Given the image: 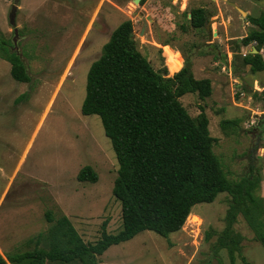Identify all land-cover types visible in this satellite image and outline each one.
Instances as JSON below:
<instances>
[{
    "label": "rangeland",
    "instance_id": "1",
    "mask_svg": "<svg viewBox=\"0 0 264 264\" xmlns=\"http://www.w3.org/2000/svg\"><path fill=\"white\" fill-rule=\"evenodd\" d=\"M16 1L0 0V54L4 43L19 56L30 80L16 82L9 63L0 57V255L32 250V240L51 226L47 211L55 219L66 216L86 244L99 239L104 221L108 234L121 230V205L112 194L117 160L100 119L82 115L81 105L91 64L125 20L132 22L137 49L155 71L165 69V76L171 77L188 60L194 64V78L210 79L208 98L191 93L178 100L192 118L203 109L209 134L216 139L213 152L228 179H243L250 166L254 176L257 171L261 175L254 196L261 205L264 231V178L256 155L262 145L264 72L253 74L241 63L240 57L254 44L242 50L239 41L223 40L218 47L203 48L210 39L204 28L191 26L188 14L205 7L209 24H214L217 7L212 1ZM235 1L251 9L254 17L263 12L264 0ZM224 119L241 123L235 132L225 133L220 129ZM84 166L97 174L95 183L77 180ZM230 204V197L221 193L210 204L194 206L181 229L167 238L142 231L109 247L96 263L230 264L228 250L218 247ZM236 220L232 227L242 239L233 264H243L241 257L250 264H264V248L240 215Z\"/></svg>",
    "mask_w": 264,
    "mask_h": 264
},
{
    "label": "trees",
    "instance_id": "2",
    "mask_svg": "<svg viewBox=\"0 0 264 264\" xmlns=\"http://www.w3.org/2000/svg\"><path fill=\"white\" fill-rule=\"evenodd\" d=\"M247 19L258 29L242 38L241 44L254 43L257 53L241 56V63L251 73L264 72L259 54L264 46V12ZM204 22L203 9L191 10L190 23L194 29L203 28ZM1 50L0 57L9 63L11 77L16 82H29L19 56L8 51L4 43ZM232 68L235 72L233 63ZM165 73V69L155 71L138 51L130 20L113 30L100 57L87 72L81 114L100 119L115 154L118 168L112 194L121 205V230L108 234L104 221L99 239L86 244L66 216L55 219L47 211L44 215L51 226L44 236L32 240V250L0 255V264H68L75 260L80 264H97L96 257L109 247L142 231L167 238L181 229L194 206L210 204L221 193L230 197L231 204L218 247L228 250L230 264L234 262V253L241 249V235L232 227L239 215L264 248V231L259 221L261 205L254 196L261 175L257 171L254 176L250 166V174L243 179H228L213 152L216 139L209 134L203 109L192 118L178 100L191 93L201 100L208 98L212 92L210 80L194 78L188 60L171 77ZM240 123V119H224L220 129L235 132ZM77 180L95 183L97 174L84 166ZM43 241L47 245L41 244ZM241 261L250 264L244 257Z\"/></svg>",
    "mask_w": 264,
    "mask_h": 264
},
{
    "label": "crops",
    "instance_id": "3",
    "mask_svg": "<svg viewBox=\"0 0 264 264\" xmlns=\"http://www.w3.org/2000/svg\"><path fill=\"white\" fill-rule=\"evenodd\" d=\"M192 1L198 2L200 0H187L186 4L187 3L189 4V2H192ZM210 1H212L215 4V6L217 7V12L213 16L214 17V24H209L210 21L208 22L207 11H206L205 7H199L201 9H203V11H204L205 22L203 24V28L205 30L204 31L205 37L207 39L208 38L210 39V40L206 41L204 44L203 48L205 50L210 49V46H207V45H213V46L218 47L217 45L220 44V42L223 40L225 42L237 41V43H238V41H239L241 43V39L244 38L250 31L258 29L256 26H254L248 22L247 17L255 18L254 16L251 15V11H252L251 9H249V8L248 9H242L235 0H210ZM258 1H261V0H258ZM224 4L227 6H225ZM184 9H185V7H184ZM195 9H198V8H195ZM240 9L242 10L244 16H242V14L240 13L241 12ZM191 10H194V9H191ZM191 10H190V12H191ZM261 10L264 12V8H261ZM190 12L188 14L189 22H190ZM234 13H236L237 15H235ZM235 16H237L238 18L240 16L241 17V18H239L240 21L237 20ZM256 17H258V16H256ZM206 22H208V23H206ZM170 25H172V24H170ZM252 44H254V43H252ZM250 45L243 46L241 44V47H242L241 49L246 50ZM166 46L172 48L169 45H166ZM173 50L179 53L178 50H175V49H173ZM237 50H238V48L237 49L235 48V51L233 53L234 55L238 52ZM247 51H248V53L255 54V53H253L254 52V46L249 47L247 49ZM263 52H264V49L261 48V50L259 51V54L261 55V57L264 61V57L262 56ZM193 65L194 64L192 63L191 64V72H192V66ZM223 69L225 71L226 67L223 66ZM193 72H192V74H193ZM260 73H262V72H260ZM234 80H236V79H234ZM236 81H238V80H236ZM231 82H232V80H231ZM254 88L258 89L256 82H254Z\"/></svg>",
    "mask_w": 264,
    "mask_h": 264
},
{
    "label": "built area",
    "instance_id": "4",
    "mask_svg": "<svg viewBox=\"0 0 264 264\" xmlns=\"http://www.w3.org/2000/svg\"><path fill=\"white\" fill-rule=\"evenodd\" d=\"M234 82H236V80H234ZM263 115H261L263 117V128H262V145L261 147L258 148V158L259 161L261 163V167H262V174H263V178H264V112H262Z\"/></svg>",
    "mask_w": 264,
    "mask_h": 264
},
{
    "label": "water",
    "instance_id": "5",
    "mask_svg": "<svg viewBox=\"0 0 264 264\" xmlns=\"http://www.w3.org/2000/svg\"><path fill=\"white\" fill-rule=\"evenodd\" d=\"M15 2H17L16 0H15ZM135 3H138V0H135ZM13 9H12V13H11V15H10V23L13 25ZM253 53H257V51L254 49V52Z\"/></svg>",
    "mask_w": 264,
    "mask_h": 264
},
{
    "label": "flooded vegetation",
    "instance_id": "6",
    "mask_svg": "<svg viewBox=\"0 0 264 264\" xmlns=\"http://www.w3.org/2000/svg\"><path fill=\"white\" fill-rule=\"evenodd\" d=\"M262 91H264V88L262 89ZM263 122V121H262ZM262 131V130H261ZM262 134V133H261ZM262 136V135H261ZM258 154V151H256V155ZM257 159L259 160L258 156Z\"/></svg>",
    "mask_w": 264,
    "mask_h": 264
}]
</instances>
